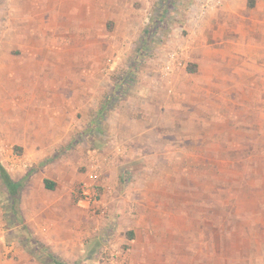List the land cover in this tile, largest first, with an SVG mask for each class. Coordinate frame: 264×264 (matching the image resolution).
Wrapping results in <instances>:
<instances>
[{
    "label": "rangeland",
    "instance_id": "1",
    "mask_svg": "<svg viewBox=\"0 0 264 264\" xmlns=\"http://www.w3.org/2000/svg\"><path fill=\"white\" fill-rule=\"evenodd\" d=\"M142 1L0 0V165L24 182L12 209L0 171L9 264H50L34 241L65 264H264V0L167 15L169 34ZM138 101L157 125L129 140Z\"/></svg>",
    "mask_w": 264,
    "mask_h": 264
},
{
    "label": "crops",
    "instance_id": "2",
    "mask_svg": "<svg viewBox=\"0 0 264 264\" xmlns=\"http://www.w3.org/2000/svg\"><path fill=\"white\" fill-rule=\"evenodd\" d=\"M202 1L203 0H143L141 3L143 5V8H146L148 10L152 7L153 4L155 5V7L158 6L160 8L158 13L154 12L156 17H155L154 22H152L153 23L152 30L156 31L157 29H159V27H162V26L166 25L165 28L167 29V31L164 34H169L168 28L170 26V21L167 20L166 16L167 15H171V16L180 17V15H181L184 18H188L189 20H187V21H193V19L196 18L197 14H198V12L200 10ZM187 3L189 4L188 6H187ZM133 13H134V17H137L138 13L142 14L141 11H139V12L136 11V12H133ZM127 24L132 25L131 27L133 29V24H135V18H130L129 17V19L127 20ZM148 32L150 33L151 30H149ZM175 41L176 40H173L172 44ZM144 45H145V40H143L142 47L140 49H138V52L136 53L135 59L132 60L131 64L135 65V64L142 63V61L144 60V52L142 51L143 50L142 48L144 47ZM135 77H138V76H135ZM141 80L142 81H146V82H148L150 84V81L151 82L154 81V78H152L150 76V73H147V74H143ZM151 84L154 85V83H151ZM145 86L146 87L143 86V88L140 91V93L149 91V88H148L149 86L148 85H145ZM110 97L107 100H105L104 104L100 103V106L98 108V114L102 113L105 110V108H109L113 102L116 103V102H118L120 100L121 97H125V96H124V94H122V90L120 89V87L119 88L118 87H116V88L114 87V89L111 91V96ZM148 104L149 103L146 104V101H142V102L138 101V102L134 103L135 107L131 106L132 107L131 114L135 115V113H137L136 116H132V118L130 120V121H132L130 124L132 125L133 129L136 130V132H133V134L128 137L129 140L132 139V138L133 139H138V140H143V138H145L146 135H148V133L150 131L151 132L152 131L155 132V130H154V128H152V126L154 127V123L156 125H157V123L153 122V120L149 123L148 122V118L149 117L148 116L145 117V114L144 115L140 114V113H146V110L149 107ZM110 108L112 109V106ZM120 109H122V106L119 105L114 110L118 111ZM130 109L131 108H129V110ZM122 112H124V110ZM125 116L127 117L128 114L126 113ZM122 119H123V116H122ZM122 121L129 122L128 120H126V118H124V120H122ZM124 127H127L126 124H125ZM153 136H154L153 144L157 145V142H156V140L158 138L157 134L154 133ZM138 144L141 145V146L143 145L142 143H138ZM149 144H152V143H149ZM144 151L141 152V153H144ZM155 154H157V153L155 152ZM8 175L10 176V178L14 182L21 184V186H22V189H21V192H20V196H21L22 190L24 188L23 187V184H24L23 178L16 179V178L12 177V175H10V174H8ZM25 178H27V176H25ZM51 179L54 181V178L51 177ZM49 184L51 186L53 185V183H49ZM16 253H18V252H16ZM19 253L21 254V251H19ZM9 262L10 261H6L4 253L0 254V264H9Z\"/></svg>",
    "mask_w": 264,
    "mask_h": 264
},
{
    "label": "built area",
    "instance_id": "3",
    "mask_svg": "<svg viewBox=\"0 0 264 264\" xmlns=\"http://www.w3.org/2000/svg\"><path fill=\"white\" fill-rule=\"evenodd\" d=\"M228 0H203L197 18H202L211 10L222 6ZM183 57L179 53L173 52L169 57L166 70H170L173 66L182 65ZM87 179L84 182V197L93 203H97V188L99 177L103 174L105 163H101L96 152H90L88 155Z\"/></svg>",
    "mask_w": 264,
    "mask_h": 264
},
{
    "label": "trees",
    "instance_id": "4",
    "mask_svg": "<svg viewBox=\"0 0 264 264\" xmlns=\"http://www.w3.org/2000/svg\"><path fill=\"white\" fill-rule=\"evenodd\" d=\"M255 3L254 1H252L250 4H249V7H254ZM196 70V67H193L191 68L189 71L192 73ZM0 171H1V175H2V178H3V181L5 183V192H6V195H7V201L10 202V207L12 209L15 208V206L19 203L20 201V192H21V189H22V186L21 184L19 183H16L14 182L10 176L8 175V173L6 172V170L0 165ZM45 184L48 186L49 185V182L46 181ZM55 187V185L53 184L52 185V189ZM13 220H17L15 215L13 216ZM131 239L133 240V236H130ZM34 245H36V247L40 250V251H44L47 253V258L48 260L50 261V264H65L61 261L58 260V258L56 256H54L52 253H49L48 250L40 245L39 242L37 241H34Z\"/></svg>",
    "mask_w": 264,
    "mask_h": 264
}]
</instances>
